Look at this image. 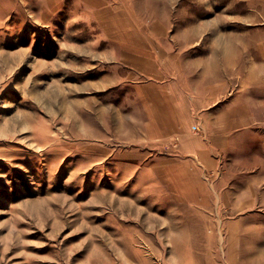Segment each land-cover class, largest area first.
Wrapping results in <instances>:
<instances>
[{
	"label": "rangeland",
	"instance_id": "rangeland-1",
	"mask_svg": "<svg viewBox=\"0 0 264 264\" xmlns=\"http://www.w3.org/2000/svg\"><path fill=\"white\" fill-rule=\"evenodd\" d=\"M149 1L157 44H182L175 30L262 26L246 0H158L154 18ZM23 17L0 20V264H229L213 214L138 141L135 86L102 83L110 68L76 50L93 31Z\"/></svg>",
	"mask_w": 264,
	"mask_h": 264
},
{
	"label": "crops",
	"instance_id": "crops-1",
	"mask_svg": "<svg viewBox=\"0 0 264 264\" xmlns=\"http://www.w3.org/2000/svg\"><path fill=\"white\" fill-rule=\"evenodd\" d=\"M246 1L260 7L261 27L172 31L180 45L155 41L158 0L149 1L148 28L140 0H0V20L22 14L92 30L94 40L76 50L110 68L102 83L135 86L138 141L159 148L152 165L167 167L180 196L213 214L229 264H264V0Z\"/></svg>",
	"mask_w": 264,
	"mask_h": 264
},
{
	"label": "bare ground",
	"instance_id": "bare-ground-1",
	"mask_svg": "<svg viewBox=\"0 0 264 264\" xmlns=\"http://www.w3.org/2000/svg\"><path fill=\"white\" fill-rule=\"evenodd\" d=\"M75 117H76V115H75ZM79 124V123H78ZM149 186V185H148ZM134 208V207H133Z\"/></svg>",
	"mask_w": 264,
	"mask_h": 264
}]
</instances>
